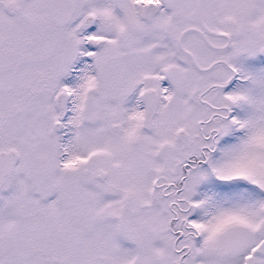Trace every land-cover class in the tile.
I'll list each match as a JSON object with an SVG mask.
<instances>
[{
    "label": "snow or ice",
    "instance_id": "snow-or-ice-1",
    "mask_svg": "<svg viewBox=\"0 0 264 264\" xmlns=\"http://www.w3.org/2000/svg\"><path fill=\"white\" fill-rule=\"evenodd\" d=\"M0 264H264V0H0Z\"/></svg>",
    "mask_w": 264,
    "mask_h": 264
}]
</instances>
